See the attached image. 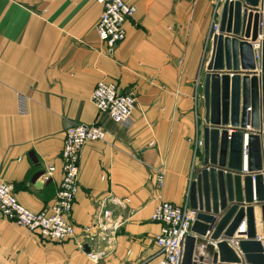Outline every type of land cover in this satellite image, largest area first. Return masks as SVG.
<instances>
[{"label": "crops", "instance_id": "1", "mask_svg": "<svg viewBox=\"0 0 264 264\" xmlns=\"http://www.w3.org/2000/svg\"><path fill=\"white\" fill-rule=\"evenodd\" d=\"M123 1L136 11L124 25L125 39L107 56L95 31L96 0H0V184H11L26 210L49 209L61 182L66 127L94 123L105 133L103 142L81 150L68 216L75 238L46 242L0 217V264H156L154 208L188 206L202 159V146H195L204 115L199 75L210 55V43L207 55L204 46L211 17H219L220 7L212 0ZM100 81L135 98L130 127L91 104ZM49 166L55 168L50 175ZM159 171L164 177L157 189ZM106 209L111 217L103 220ZM254 218L259 239L261 222ZM86 228L89 237L82 234Z\"/></svg>", "mask_w": 264, "mask_h": 264}, {"label": "water", "instance_id": "2", "mask_svg": "<svg viewBox=\"0 0 264 264\" xmlns=\"http://www.w3.org/2000/svg\"><path fill=\"white\" fill-rule=\"evenodd\" d=\"M204 70L202 159L187 192L195 219L181 264H205L194 256L197 249L209 264H264V0L220 5ZM242 224L245 233L234 250L230 242ZM83 252L89 253L86 245Z\"/></svg>", "mask_w": 264, "mask_h": 264}, {"label": "built area", "instance_id": "3", "mask_svg": "<svg viewBox=\"0 0 264 264\" xmlns=\"http://www.w3.org/2000/svg\"><path fill=\"white\" fill-rule=\"evenodd\" d=\"M221 5L225 1L215 0ZM101 6V12L95 26L96 34L104 45L107 56L111 55L113 48L125 39V23L135 14V7L123 0H96ZM218 24H213L211 34L217 33ZM254 60L258 61V44H252ZM91 104L96 110L107 117L111 122L128 128L132 123V114L135 109V98L130 94H120L115 85L110 82H98L90 95ZM19 110L24 111V101L19 100ZM246 137V136H245ZM105 133L97 124H72L63 132L62 149L60 152L61 182L49 209H43L37 213L23 208L14 198L11 184H0V217L16 223L37 235L46 242L57 243L75 238V228L66 221L72 209L75 195L78 191L79 162L82 148L87 143L103 142ZM196 148L202 146V141L196 142ZM245 151L243 156L245 160ZM54 167L47 168L50 175ZM163 172L159 171L155 176V183L161 187ZM101 219L111 217L109 210H103ZM195 219V212L187 205L176 206L161 202L153 210L151 221L159 225V233L155 238V246L158 249V261L156 264H181L183 254V242L189 235L190 227ZM98 228V227H97ZM118 228L113 223L111 230ZM87 229L85 232H89ZM245 233L244 224L237 230L230 242L236 250L237 242ZM96 260L94 256H91Z\"/></svg>", "mask_w": 264, "mask_h": 264}, {"label": "rangeland", "instance_id": "4", "mask_svg": "<svg viewBox=\"0 0 264 264\" xmlns=\"http://www.w3.org/2000/svg\"><path fill=\"white\" fill-rule=\"evenodd\" d=\"M213 1V3L214 4H216L215 2H217V1H215V0H212ZM126 3H128V2H126ZM130 4V3H129ZM131 5V4H130ZM218 5V7H220V5H219V3L217 4ZM215 12H216V8H215ZM132 19V18H131ZM130 20V19H129ZM213 24H218V16H216V13L215 14H213L212 15V17H211V21H210V32H209V35H208V39H207V41H206V43H205V46H204V52L206 53V55H207V51H208V43H210V41H209V39H211V36L213 35V34H211V32H212V28H213ZM116 47V46H115ZM206 48V49H205ZM206 50V51H205ZM205 64V63H204ZM202 80H203V77L201 76V74L199 75V83H200V88L199 89H201V98H202ZM199 93H200V91H199ZM121 94V93H120ZM59 159H60V154H59ZM61 172V171H60ZM62 176V175H61ZM155 186H156V188L157 189H159L160 187H158L157 186V184L155 183ZM78 189H79V185H78ZM56 196V195H55ZM75 197H76V195H75ZM55 199V198H54ZM74 201H75V199H74ZM171 204V203H170ZM73 205H74V202H73ZM73 205H72V207H73ZM72 210V209H71ZM71 213V212H70ZM70 213H69V215H70ZM68 215V216H69ZM68 216L66 217V221L70 224V225H72L73 227H74V225L73 224H71L69 221H68ZM150 221H151V218H150ZM152 222V221H151ZM153 223V222H152ZM96 224H97V221H96ZM96 224L94 225V227L96 226ZM156 224V223H155ZM158 225V224H157ZM159 226V225H158ZM75 228V227H74ZM95 228H97V226L95 227ZM88 228H86V229H83L82 230V234H84L86 237H89V235L87 234V232H85L86 230H87ZM158 235V234H157ZM156 235V236H157ZM156 236H155V238H156ZM155 238H154V244H155ZM74 239V238H73ZM72 239V240H73ZM42 240V239H41ZM61 242H63V241H61ZM57 243H60V242H57ZM82 249H83V247H82Z\"/></svg>", "mask_w": 264, "mask_h": 264}, {"label": "bare ground", "instance_id": "5", "mask_svg": "<svg viewBox=\"0 0 264 264\" xmlns=\"http://www.w3.org/2000/svg\"><path fill=\"white\" fill-rule=\"evenodd\" d=\"M217 8H218V6H217ZM261 39V38H260ZM257 69V68H256ZM255 213H256V220L257 221H259L260 220V217H259V214H260V212H259V208H255ZM259 226V225H258ZM260 228V227H259ZM263 245H264V243H263Z\"/></svg>", "mask_w": 264, "mask_h": 264}]
</instances>
